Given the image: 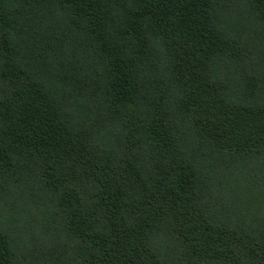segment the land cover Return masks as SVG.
Segmentation results:
<instances>
[{
	"label": "trees",
	"instance_id": "1",
	"mask_svg": "<svg viewBox=\"0 0 264 264\" xmlns=\"http://www.w3.org/2000/svg\"><path fill=\"white\" fill-rule=\"evenodd\" d=\"M0 264H264V0H0Z\"/></svg>",
	"mask_w": 264,
	"mask_h": 264
}]
</instances>
